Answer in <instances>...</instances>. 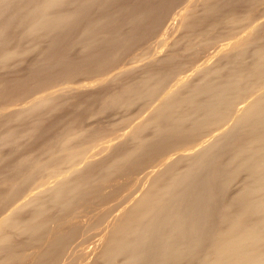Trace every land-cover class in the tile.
<instances>
[{"label":"bare ground","instance_id":"1","mask_svg":"<svg viewBox=\"0 0 264 264\" xmlns=\"http://www.w3.org/2000/svg\"><path fill=\"white\" fill-rule=\"evenodd\" d=\"M98 1L101 2V0H0L1 69L7 67L8 62L12 63L13 59L26 57L25 55L29 52L40 53L46 50L52 52L58 46L43 47L39 40L52 33L58 34L65 30L68 33L70 31L68 29L77 22L79 15L81 16L82 12L84 13ZM236 1L213 3L203 0L204 4L201 9L197 7V0H188L184 5L181 4L174 19L171 17L174 20L172 26L177 29L183 25L184 27H180L183 30L178 32H181L180 34L187 31L191 33H189L190 36L185 33L187 35L184 36L187 37L186 40L183 38L182 42H189H183L185 45H190L192 39L189 37L195 38L192 35L194 30L195 32H197L196 29L206 32L201 33L209 36V38L203 36L209 42H205L200 36L202 34L199 36L203 40L197 39L199 36L197 37L195 33L196 39L192 42L199 40V43L196 42L193 48L191 45L188 46L191 48L187 47L186 51H195L198 48L196 45L200 47L204 45L206 49L214 42L216 43L213 44L214 47L212 45L208 47V49L212 48L211 51H207L209 57L203 58L201 62L199 60L194 67L191 65L193 67L190 68L191 70L172 62L159 73L151 68L144 73L141 79L138 77V81H133L132 84L127 82L126 86L122 84V88L113 89L115 91L112 90L113 92L109 94L106 93L104 97L106 108L116 110V108L125 107L126 109L135 102L140 101L138 103L141 104L143 101L147 112L143 115L141 113L138 119L135 116V122L124 128L125 130L120 135H113L114 137L104 141L99 139L97 141L101 142H97L96 145L93 141L94 145L89 147L87 140L94 135L90 132L101 134V130L96 129L99 131L96 132L93 129L92 131L89 126L79 127L77 122L71 121L65 126L63 132L60 130L62 133L57 132L59 134L57 137H51L43 144L40 143L41 145L37 148L29 149L30 151L22 150L16 153L20 142L38 131V125L23 124L28 121L27 118L39 116L47 110L52 111L51 108L56 106V102L60 101L57 99L61 97L76 95V92L82 89L87 90L116 82L123 74L140 67L142 64L138 66L133 65L134 63L130 66L118 65L120 57H116L115 54L118 56L124 48L126 51L129 47L127 45L130 44L127 43L124 46V43L130 40L120 41L124 48L120 46V42L116 44L114 41L116 46L115 44L112 46L113 43H111L112 48L118 45L119 48L117 47L114 52V48L112 51L108 48L109 52H113L112 56L109 55L111 52L106 50L109 59L106 57V52L102 53L105 54L106 58L103 56V59L106 61L98 54L96 56L100 59L96 58L94 53L86 55L88 58L82 60V62L86 60L84 67H82V62L79 63L81 60L74 61L82 66L80 65L79 68L74 65L77 66L76 70L70 68L73 73L74 70L75 74H79L77 72L88 68L90 69L88 71H91L92 68L94 74L102 73V76L95 79L84 78L81 81L77 80L78 82L64 81L60 87H57L55 77L60 73L70 72V70L67 71L69 66L73 67L75 64L74 62L69 63L72 62L68 61L70 59L67 60L68 63L62 59L64 62H56L58 63L56 67L50 63L49 66L47 63L40 65L42 71L39 69V72L45 74L42 78L50 75L52 69L54 72L61 67L64 69L68 67V69L64 71L61 68L57 73L52 71L57 75L51 76V74L48 77H54L56 81L52 82L54 85L49 83L47 88L40 85H43L39 83L42 82L41 80L35 81L39 85H35L37 89L29 87L30 90H35L31 95L28 93L30 90L26 92V89V93L22 92L23 89L21 90L19 86L21 91L16 92V86L6 89L0 82V147L3 148L2 146L6 144L15 145V149L10 153L17 157L9 165L11 155L9 153L5 155L0 150V164L4 162L0 169H5L0 171V264H14L15 262L18 264H56L58 261L57 264H59L63 260L65 262V259L67 260L76 248L80 234H83L84 220L81 221L79 216L69 219V214L73 216L69 212L68 220L53 225L51 222H55L57 217L52 221L50 219L52 217H49L50 211L60 204L58 207L61 211L67 208L77 198L76 195L70 199L67 197L82 189L85 194H95L97 187L98 190L104 191L112 189L110 186H114L116 191L121 192L122 190L127 194L124 192L121 202L117 200L120 204L115 210L112 209L113 212L110 211L114 214L106 225L92 232V236L98 237V241L92 247L86 244L89 248L85 246L87 250L84 251L85 253L82 252L86 255L82 257V260L87 264H182L190 259H197L198 264H264V37L263 40L260 38L262 41L259 42L260 39L256 40L257 38L254 37V31L250 33L246 31L254 27L252 26L254 21L264 17V10H262V15H255L251 10L255 7L249 8L253 5L258 6L263 2L262 0V2H259L260 0H238L250 5L244 6L246 8L243 7V11H240L245 13L244 10L247 7L250 11L247 10L243 16L242 12H239L242 18L238 15V18H233L236 16L230 10L234 3L238 4ZM257 2L259 4L255 5ZM69 4H73L75 8L71 5L73 9H68ZM238 5L234 7L237 9L240 7ZM65 6L69 7L65 8ZM234 7L232 11L236 13ZM142 14L131 15L128 20L141 25L144 17H147V14ZM98 20L101 23L104 19L99 18ZM95 21L96 19L93 22ZM108 21H105L106 24L102 22L106 29ZM262 21L260 25L263 27L259 29L264 28V19ZM201 22L207 23L203 26L205 28L201 29L202 24H200V29L195 28ZM90 24L92 23H89V26ZM93 24L95 25L96 22ZM15 26L22 29L20 37L32 39L35 42L27 40L32 45L27 46V42L24 48L20 45L21 49L19 46L18 48L17 46L9 47L12 38L3 35V31L8 30L7 27ZM100 26L96 27L97 30L92 27L89 29L101 34L104 27H101L100 31L98 30ZM256 26L259 25H255V31L259 32ZM184 28L189 30L185 31ZM191 28H193L192 32ZM106 29L102 31L103 35L111 33L109 29L108 31ZM98 32L93 34H98ZM142 33L141 36H143ZM85 34L81 36V46L84 49H93L97 38L94 39L95 35ZM259 34L262 33L259 32ZM111 35V37H117L118 34L115 32L114 36L113 33ZM258 35L255 36L259 37ZM18 36L19 34L16 37ZM124 36L120 37L128 38ZM141 36L138 37L137 34L138 39ZM177 36L176 40L171 41V47L181 44L182 37L180 38V35L177 38ZM59 38V41L62 40ZM253 38L255 40L250 42ZM52 39L54 43H60L56 37ZM216 41H220V45ZM221 41L225 42L221 43ZM118 49L122 51L118 52ZM116 50H118L117 53ZM159 55L163 57L160 58L157 55L156 60L160 59L155 60L156 63L151 57L148 58V64L154 66L158 64L157 62L161 63L167 55L171 56L172 61L180 60L182 56L172 48L167 54ZM105 66L109 68L105 69ZM49 68L51 71L47 70L50 72L44 73V70ZM93 68L99 70L100 73L93 71ZM181 72L183 74L178 75ZM73 73L64 75L70 77L69 74L73 75ZM62 74L61 76H64ZM40 77L41 75L38 79ZM48 77L44 83L52 81L53 78ZM169 77L174 78L170 84L167 81ZM17 95L22 97L14 100L13 98ZM12 123L15 125H11ZM103 135L106 133H102ZM93 147L96 149L90 154V149H94ZM154 150L158 151V157L154 156ZM151 151H153L151 156L155 159L150 160V157L149 161L146 160L144 163L145 158L143 157L150 155L148 153ZM112 152L115 154L113 158L104 162L103 158ZM99 155L102 157L99 158ZM141 158L144 164H137L140 167L139 176L124 178L126 181L118 178V180L114 178V181L110 178L111 183L104 181L101 185L96 184L97 187L94 190V187L85 189L90 183H95L93 177L97 167L99 173L107 178L119 172L121 174L129 168L128 165L138 162ZM137 166H133L134 171ZM39 177H47V179L38 182ZM31 183H35V186H28ZM126 188H129V192L123 190ZM101 197L97 199L100 200ZM215 219L219 226H214L216 225ZM23 238L31 241L32 244L34 242L40 244L34 243L27 251H19L27 241H22ZM79 244L82 245V243ZM204 246H207V251L202 255Z\"/></svg>","mask_w":264,"mask_h":264},{"label":"rangeland","instance_id":"2","mask_svg":"<svg viewBox=\"0 0 264 264\" xmlns=\"http://www.w3.org/2000/svg\"><path fill=\"white\" fill-rule=\"evenodd\" d=\"M187 1L188 0H101V2L98 1V2H96L97 4H94L91 7H89V9H87L84 13L82 12L81 16L79 15L77 22L74 24L75 26L73 25L71 28H69L68 30H70V31L68 33L65 32L67 30L64 31L65 33L63 31L61 33L57 32L58 34L52 33V35L50 34V35L46 36V38L44 37L41 40H39V42H41L43 47H47L48 48L51 45L58 46V47H55L56 49L52 50V52H48L47 50L44 51V52H40V53L39 52H37V53L29 52L30 54L27 53V55H25L26 57H22L23 59L22 58L21 59L20 58L19 59L18 58L13 59L12 63H10L11 62L10 61V62H8V66H7V64L5 65L7 67H2V69L0 67V82L2 83V86H4V88H6V89H8L9 87L15 88L14 86H16V88H15V90H17L16 92L21 91L22 89L24 90V91L22 90V92H25L26 89H27L26 92H28V90H30L29 87H33L32 89H34L35 85L37 86V85H39V83H43L44 86L42 84H40V85L42 87H46L47 88L49 83H50V85L53 84L56 81V79H57V81L55 82V84L57 85V87H60L61 83L63 84L64 81L65 82L66 81L67 82L68 81L78 82V81L83 80L84 78H86V79L87 78L88 79H93L94 78L95 79V78H98V77L102 76L101 75L102 73H100L99 70H98L99 71L98 72L97 70H94V68H93V71H96V72L100 73L99 75H97L96 72H95L96 74H94L92 72V68H91V71H88L89 68L86 69V67L84 69H86L88 72L86 70L79 71L80 70L79 69L78 70L79 72H77L79 74H75V72H76L75 68L77 66L80 68V65L82 66V64H83L82 67H84V64H86V62H85L86 60L84 62H82V60L88 58V56H86V55H89V54L93 55L92 53H94L95 56L98 54L103 59V56L105 54H102V53L106 52V50H107V52H109L108 48H110L111 51L114 48L113 49V52H114L115 49L119 45L117 47H113V48H112V46H114V44L116 42L119 43L120 41H123V40H124V42H125V40L126 41L130 40L129 42L124 43V46H126L127 43L130 44V45H127V47L128 46L129 47H128V49H126V51H124L125 48H124V46L122 47V45H121L123 43H121V42L119 43L120 46L122 48H124V49H122L123 51L121 49L120 50L118 49L119 51L116 50V53H117V51L118 52L122 51V53H123V54L122 53H118V56H117V54H115L116 57H120V59L118 60L119 61L118 65H120V66H124V65L130 66V65H132L134 63L133 65H137L138 66V65L142 64L140 67L135 68L132 72L130 71V72H127V74H125V75L123 74L122 77H120V79L118 81H116V82H110V83H108V84H106L104 86L95 87L97 89H95V88H91V89H87V90L86 89H82L81 91L76 92L77 94L74 93L76 95L72 94V96L67 95V96L61 97V99L60 98L57 99V100H60V101H58V103L56 102V106H55L56 108L55 107H54L55 109L51 108L52 111L51 110L50 111L47 110V111H45L46 113L39 114V116L35 115L33 117L27 118L28 121L24 122L23 124H25V123L27 124L28 123V125H30V124L31 125H38V129H37L38 131H36L34 133V135L29 136L28 138H25L22 142H20L21 144L18 145L19 147L17 146V148L19 150L16 151V153H19L22 150L30 151L29 149L37 148L39 145L43 144L45 141H47L51 137H57V134H58L57 132H59L60 130L63 132V129L65 128V126L68 125L69 123H71V121H75V123L77 122V125H79V127H88L89 126L90 130H92V131H94L93 129H95L96 132H99L97 130H101L102 131L101 134L100 133L97 134L95 132H93V133L90 132L91 135L92 134H94V135L97 134V135H95L96 137L99 134L102 136V133L103 134L106 133V135L102 136L103 138L100 135H99L100 137L98 136L97 138L94 137V135H92L91 139L87 140V141H89V143H87V145L90 147V145L91 146L94 145V144L96 145V144H98L101 141L108 140V138L114 137L113 135H115V136L120 135L123 132V130H125L124 128H127L129 125H131L132 122H135V120H134L136 118L135 116H137V119H138V116H141L140 115L141 113H142V115H143V113L145 114L147 112V109L145 108L146 106H145V103L143 101H141V104H143V105L138 103V102H140V101H138V102H135L136 104L133 103L134 105H130L129 108L127 107L125 109V107H122L124 109L116 108V110H115V109H111V108H106L104 106L105 105L104 104V101H105L104 97L107 94L112 93L113 91H115V90H117L119 88H122V86H123L122 84H124L126 86L127 82H129V84H132V83L138 81L139 80L138 77L141 79V77L144 76V73H146L151 68H152L153 71H156V72L159 73V72H162L163 70H165V68L168 66V64L170 65V63L172 62V63H174L176 65L185 66V68H188L187 70H191L194 67V64L199 63V60L201 62L202 60H204L203 58H208L209 57L208 56L209 52H207V51L208 50L211 51L212 48L208 49V47H211V45L214 47L215 45H213V44H216L214 42H212L213 44H211L210 46L206 47L207 50L205 49L204 45H202L201 47L196 45V48L198 47L200 50L197 48L195 51H192V52H187L186 51L188 46L191 45L192 48L195 47V44L199 43V40L202 39L203 36H205L204 34H202L204 32L203 30L201 31V30L196 29L197 32L200 31L199 33L195 32V30H194V34L196 33L197 37L199 36V34H202V35H200L202 37L199 36L197 38V39L200 38L198 41H196L197 43L196 42L194 43V41L192 42V40L196 39V36L192 33L193 37H195V38H192V36L189 37L192 40L187 38V40L188 39L190 40V45H185L183 42H187V43H189V42L188 41H183L182 42V39L183 38L185 39L187 37V36L186 37L184 36V35H187L185 33H188V36H190L189 35L190 32L187 31L189 29H185L184 28V30L187 31V32L182 31V32H185V33L184 34L183 33L180 34L181 32H178V31L179 30H183V29H181L183 25L182 26L180 25L181 28L178 27L177 29H176V27L174 28L172 26V22L174 21L173 17H175L176 12L181 8V4L183 3L182 5H184V3L187 2ZM218 1L223 2V3H228L230 0H209V2H213V3H216ZM240 1H242V0H240ZM245 1H247V0H245ZM245 1L244 2H239L238 0L236 1L239 5L237 3L236 4L238 6H240V7H238L239 9L238 8L236 9L237 5H235V3L232 5V7H231L232 9L230 11H231V13L233 15L235 14L234 16H236V17H233V18H238L237 15L239 16V14L243 11V9L246 8L244 6H250ZM262 1L264 2V0H262ZM262 1L260 0L259 2H262ZM233 2H234V0H233ZM263 2L261 4H259L257 2L255 4V5L259 4L260 6L259 5L258 6H254L253 5V6L249 7V8L255 7V9H251L252 12L255 13V15H257V14L262 15L264 13V12L262 13V10H264V3ZM240 3H242V4L246 3V4L241 6ZM202 4H204L203 0H197L198 9L199 8L201 9ZM71 5H73V4H71ZM71 5H70V8H68L69 6H65V8L71 9L72 8ZM234 6H236V7H234ZM233 7L236 10L237 14L232 11ZM73 8H75L74 5H73ZM249 8L247 7V9L244 10L245 13L242 12L241 15L243 16V14H246L247 10L250 11ZM240 10H242V11H240ZM254 10H256V11L254 12ZM142 11H143V14H142ZM252 12H251V14L253 16H255ZM258 12H260V13H258ZM87 13H89V14H87ZM136 14L137 15H140V14L146 15L147 14V17L146 16L144 17L145 19L143 20L141 25H139L140 23L137 25V24L129 21L130 20L129 16L136 15ZM104 15L106 17H104ZM241 15L239 16V18H242ZM219 16H221V15H219ZM259 16H257V17H259ZM99 18L104 19L102 21L104 24L107 23V22H105L106 20H109L108 24H107V26H108L107 29L104 27L105 25L102 24L101 20H100L101 23L98 22ZM220 18H221L220 20H222V17H220ZM95 19H96V21H95L96 24L94 25L93 23H95V22H93V21ZM263 19H264V17H261L260 19H257L252 24V26H254V27L253 28H249V29L246 30L248 33H250L251 31H254L255 32L254 37L257 38L256 40H258L260 38H262V40H263L264 32H262V30H264V28L259 29V27H263L262 25H260V22H263L262 21ZM206 22L199 23L198 24L199 26L197 25L195 28H199L200 29V27L202 26L201 29H204L205 27L203 28V26H206V24H207ZM89 23H92V24H90L91 26H89ZM256 23H258V24H256ZM98 24H99V26L101 25L100 28H98V30L100 29V31H101V27H104L107 31L109 29V32L113 33V36L115 35V32H116V34H118L117 37L116 36H115L116 38L115 37H111L112 36L111 33L107 34L105 32H104L105 34L103 35L102 31H105L104 28H103L104 30L102 29V31H101L102 36H101V34L98 31H96V32H98V34H93V33H96V32H93V31L97 30L96 27H99V26H96V25H98ZM200 24H202V25L200 26ZM92 25H94V26H92ZM255 25H259L258 27L256 26V29L257 30L259 29L258 31L261 32L262 34H259V32L255 31ZM89 27L96 28V29L92 30L91 28L89 29ZM87 28L89 29L88 31L86 30ZM6 29H8V30L5 31V29H4L5 32L3 31V35L11 37L12 40H13V41L11 40V43H10L11 45L9 47L17 46V48H18V46H19V49H21V47L24 48L23 46L27 45V42H28L27 40H29V39H24V38L20 37L21 33H22V29H20V27H17V26H15V27H7ZM112 29H114V30H112ZM85 30L87 31V33H86ZM111 30L115 31V32H112ZM116 30H118V31H116ZM192 30H193V28H191L190 31L192 32ZM169 31H170V33H169ZM84 32L86 34H88V35L92 32L91 34L95 35V37L92 36V37H94V39L95 38L99 39L100 37H102V38H100V40L95 39L97 42L95 43L96 45H94L93 49H91V48H90V50L89 49H84L83 46H81L82 45L81 40H82L83 35L85 34ZM145 32H147V33H145ZM171 32L173 34H171ZM174 32H176V33H174ZM254 32H252V33H254ZM62 33H64V35ZM141 33H142L143 36H141ZM204 33H206V32H204ZM256 33H258L259 35L256 34ZM18 34H19V36L16 37ZM131 34L133 36H131ZM137 34H138V37L141 36L139 39L137 37ZM178 34H179V36L181 35L180 38L182 37L180 39L181 40L180 41L181 44H177L178 46L176 45L174 47H171V41L176 40L175 38H176V36ZM99 35H100V37H99ZM105 35H106V37H108V36L109 37L106 38V37H104ZM121 35H123V36L125 35L128 38L131 36V38H129V39L125 38L124 39L123 37H120ZM255 35H258L259 37H256ZM58 36H62V37L59 38ZM63 36H65V37H63ZM179 36H177V38H179ZM54 37H56L57 40H58V38L62 39V40H60V41L58 40L60 43H54L55 41H53V39H52ZM119 37H120V39H119ZM205 37H203L204 40H205ZM207 37L209 38V36H207ZM114 38H115V40H113V42H112V39H114ZM121 38H123V39L121 40ZM134 38L135 39L137 38V40H134ZM163 38H165V39H163ZM24 40H26V41H24ZM79 40H80V43H79ZM131 40H134V41L132 42ZM254 40L255 39L253 38V40L251 39L250 42H253ZM262 40L260 39L258 41L260 42ZM29 41L30 42H35V41H32V39L29 40ZM114 41H115V43H114ZM201 42L204 43V41H201ZM205 42H209V40L208 41L205 40ZM216 42L218 44L220 43V41H216ZM224 42L221 41V43H224ZM111 43H113V45ZM118 43H116V44H118ZM192 43H194L193 46H192ZM116 44H115V46H116ZM20 45H21V47H20ZM29 45H32V43L30 44L28 42L27 46H29ZM167 46H169V47H167ZM185 46H186V48H185ZM191 47H188V48H191ZM202 47H203V49H202ZM17 48H14V49H17ZM171 48L173 50L176 49L178 51V54L182 55L179 58L180 60L172 61L171 56L167 55V56H164V58L161 61V63L157 62L158 64L155 65L154 63L151 62V64H154V66L148 64L150 57L152 58L153 61H155L157 55L160 56L159 54H163V53L165 55V53L167 54L168 50L171 49ZM11 49H13V48H11ZM89 52H91V53H89ZM107 52H106V57H108L109 55L112 56L113 52H111V53L109 52L110 53L109 55H108ZM197 53H199V54H197ZM192 54H193V56H192ZM120 55H122V56H120ZM161 56L163 57V55H161ZM161 56H160V58H162ZM106 57L104 56V58H106ZM96 58H98V57L96 56ZM160 58H157L156 61H158ZM17 59H18V61H15ZM62 59H65L66 63H68V61H72V62H69V63H72V64H73L74 61L76 62V61L81 60V61H79V63L82 62V64H78L77 65L74 62L75 64H73V67L69 66V69H68V67L66 68V69H68L67 71H69L70 68L75 69L74 73H73L72 70H70V72L73 73V75L69 74L70 77L67 76L68 73H70V72H64V74L67 73V75H64L62 73H60L59 75L54 74V73H57L58 71H60V69L62 67L61 68L57 67V69L59 68L58 70L56 69L57 72L56 71L54 72V69H52V71L54 73L51 71L52 67L49 68V69H46V70H44V73L47 70H50L51 74H52V75L50 74L51 76H55V75H57V76L55 77L56 79H54V77H52L53 79L50 77L52 79V81L49 80L47 83H44V82H46L48 80V79H46V77H48L50 75L46 74L47 76L44 77L46 80L44 78H42L43 77L42 75H45V74H43V72H41V73L39 72V69H41L40 65H42L43 63H47V65L49 66V63H50V64H54L55 67H56L59 62H61V63L64 62V61H62ZM68 59H70V60H68ZM98 59H100V58H98ZM107 59H109V57ZM103 60L106 61V59H103ZM156 61H155V63H156ZM56 62H58V63H56ZM54 65H51V66H54ZM74 65H77V66H74ZM55 67H53V68H55ZM82 67H81V69H82ZM107 68H109V67L105 66V69H107ZM66 69H64V67H63L61 70L65 71ZM41 71H42V69H41ZM50 71H47V73L50 72ZM61 72H63V71H61ZM90 72H92V73H90ZM185 72H187V71H185ZM61 74L64 75V76H61ZM181 74H183V72L179 73L178 75H181ZM39 75H41V77L38 79ZM35 76H37L36 79H38V80L35 79ZM65 76H66V78H65ZM64 78H65V80H64ZM71 79H75V80H71ZM40 80L42 82H39ZM173 80H174V78L169 77L168 80H167L168 84L172 83ZM35 81H37L39 83H37ZM130 81H132V82H130ZM19 84H22V85H19ZM58 84H60V85L58 86ZM64 84H66V83H64ZM19 86L21 87V90L19 89L20 88ZM38 88H40V86ZM113 89H115V90H113ZM34 91L35 90H30L28 93L31 95ZM12 94L16 95V93H13V92H12ZM73 96H75V97H73ZM21 97H18V95H17V97H14L13 99L17 100V99H19ZM61 100H63L64 102L61 101ZM17 102H20V101H17ZM57 104H61V105H57ZM101 109H103V110H101ZM144 109H146V110H144ZM36 116H37V118H36ZM129 118H130V121H129ZM29 121H30V123H29ZM80 121H82V122H80ZM15 123L18 124V122H15ZM20 123L22 124V122H20ZM11 125H15V124L12 123ZM90 126H92L93 128L90 127ZM110 135H111V137H110ZM99 139L101 141H97ZM27 145H29V146H27ZM87 145H85V146H87ZM14 146L15 145H12V144L3 145L2 146L3 148L0 147L1 153L5 154V155H8V153H9V155H11L10 152L15 149ZM95 149L96 148L90 149L89 153L92 154L95 151ZM151 153H153V151L148 153L150 155L147 154L148 156H144L143 157V159L145 158L144 161L141 158V159H139L138 162L131 163V165H133V166H137V164L138 165H143L144 163H146V160L149 161L150 157H151L150 160H152V159H155L154 156H156V155H157V157L159 156L158 151L154 150V153H153V154H155L154 156H151V155H153ZM113 155H115L113 152L112 153H108L107 156H105L103 158V161L104 160H105L104 162L109 161L111 158H113ZM100 157H102V156L99 155V158ZM16 158H17L16 155L12 154L9 157V165L12 164L16 160ZM142 161L144 163H142ZM7 163H8V161H7ZM3 164H4V162H2L0 164V166H2ZM9 165H6V166H8V168H10ZM131 165H128V167H129L128 169L129 170L126 169V170L122 171L121 174H119L120 173L119 172V173H116L115 176L114 175L113 176H107V178H106V176H104L101 173H99V168L97 167L96 171L94 172V177H93V178H95L94 179L95 183H90V185L88 187H85V189L94 187L93 188V190H94L97 187L96 184L101 185L102 182H104V181L107 182V181L110 180V178H113L112 180H114V178H115L116 180L120 179L122 181V179H124V178L129 179L128 177H135L136 175L139 176L140 175L139 174V171H140L139 168L140 167H138V166L135 167V171H134L133 170L134 167L131 166ZM137 169H138V172H137ZM3 170H5V169H3ZM3 170L0 169V171H3ZM132 171L134 172L133 174H132ZM97 172H98V174H97ZM129 173H131V174H129ZM99 175H100V177H99ZM129 175H132V176H129ZM103 176H104V178H103ZM124 176H127V177H124ZM46 179H47V177H39L38 182H40L41 180H46ZM126 179H124L123 181H126ZM34 184L31 183L28 186H31V187L35 186ZM100 187H103V186H100ZM110 187L112 189H108V190H104V191H102L101 189H100L101 191L98 190L99 188L97 187L96 188L97 191H96L95 194H89V193L85 194L84 190L82 189L81 191H78V192H76V193H74L72 195H69L70 197L69 196L67 197V199H70L71 197H74L73 195H76V197H77V198L75 197L76 198V199H74L75 201L73 200L71 202V205H69L67 208L62 209V211H61V208L58 207V206L61 205L60 204V205H57V207L53 208L50 211L49 217H52V218H50L52 221L55 220L56 217H57L55 222H51V224L53 223V225L54 224H61L63 221L68 220L67 218L69 216H70L69 219L73 218L74 216H77V217L79 216L80 217L79 219L81 221L84 220L83 223H82L83 224L82 225L83 226L82 227L83 234L81 233L80 236H79V239H81V240H79V239L77 240L79 243H82V245L77 242V245H75L76 248L74 247L75 249H74L73 253H71L72 255L70 254L68 259H67L68 261L65 259V262L63 260L59 264H75V263L76 264H87L86 261L82 260L83 259L82 257L86 256L82 252H84V251L86 252L87 248H89L88 246L92 247L96 243V241H98V237H93L92 236L93 235L92 232H95L99 228L101 229L103 227V225H106V223L111 219V216H113L112 214H114V213H111V212H113L112 209L115 210L116 207L120 204V203H118L117 200H119V201L122 200L124 198V194L126 193L125 191H124L125 192L124 193L122 190H121V192H123V193H121L119 190L116 191V188L114 186H110ZM110 187H108V188H110ZM128 189L126 188V189H123V190H127L129 192ZM100 197H101V199L98 200L97 198H100ZM113 197H114V199H112ZM118 197H120V198H118ZM121 197H123V198H121ZM77 202H79V203H77ZM116 203H118V204H116ZM107 205H109V206H107ZM56 208H57V210H55ZM70 208H73V209H70ZM69 210H71V211H69ZM69 212L72 213L73 216H71V214H69V216H68L67 214ZM94 213L97 214V215H95ZM105 213H107V214H105ZM53 217H54V219H53ZM79 219H77V220H79ZM214 223L216 224L214 226H219V223L217 222V219L214 220ZM92 224H94V225H92ZM86 228L88 230L87 232H86ZM91 228H93V229H91ZM89 229H91V230H89ZM26 240L24 238L22 239V241H26ZM29 242H31V241L27 240L24 243L26 246L24 245V247H22V248H24V250L22 248H20L19 251L25 252V251L28 250L30 245L33 246L34 243H37V242H34L32 244V242L31 243H29ZM37 244H40V243H37ZM86 244L88 246H86ZM81 246H83V247H81ZM85 246L87 248H85ZM204 247L205 248H204V250H202V255H203V253H205L207 251L206 250L207 246H204ZM98 250H100V249H98ZM79 255H80V257H79ZM196 260L197 259H194V260L190 259L187 262L185 261L183 263L184 264H198V262H196ZM14 264H18V263L15 262Z\"/></svg>","mask_w":264,"mask_h":264}]
</instances>
